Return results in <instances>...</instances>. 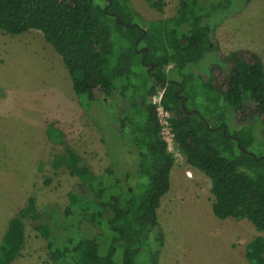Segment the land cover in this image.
<instances>
[{"label":"trees","instance_id":"obj_1","mask_svg":"<svg viewBox=\"0 0 264 264\" xmlns=\"http://www.w3.org/2000/svg\"><path fill=\"white\" fill-rule=\"evenodd\" d=\"M146 1L162 12L163 2ZM202 1L180 0L172 18L144 30L128 0H0V30L11 36L41 33L59 55L86 115L99 110L98 94L102 106L118 94L110 114L114 122L106 123L115 135L107 134L108 143L121 147V138L129 135L121 158L137 175L121 171L118 178L111 168L98 177L74 151L56 156L53 167H66L78 180L77 191L68 193L62 214L29 198L9 221L0 264L20 256L26 221L45 241L51 264H159L164 234L157 209L170 189L175 160L147 101L158 89L175 147L210 181L214 217L245 219L263 233L246 245L245 257L249 264H264V65L251 50L218 49V24H211L210 15L220 6ZM251 1L244 0V6ZM194 67L200 75L188 71ZM188 84L205 95L204 108L193 114ZM184 98L187 110L181 106ZM103 107L107 117L108 106ZM230 117L236 126L229 125ZM253 130L262 139L258 153L249 149ZM54 133L49 126V139Z\"/></svg>","mask_w":264,"mask_h":264},{"label":"rangeland","instance_id":"obj_2","mask_svg":"<svg viewBox=\"0 0 264 264\" xmlns=\"http://www.w3.org/2000/svg\"><path fill=\"white\" fill-rule=\"evenodd\" d=\"M155 1L163 2L162 12L146 0H128L144 30L151 22L172 18L180 0ZM208 1V6H220L210 15L211 24H218V49L223 53L251 50L264 65V0H252L247 6L244 0H203L202 4ZM115 49L117 53V46ZM170 69L171 66L166 71ZM197 70L194 67L188 71L198 75ZM195 80L198 83V77ZM161 91L158 89L155 95ZM186 96L190 109L204 108L205 95L194 91L193 85L186 86ZM97 98L102 102L100 94ZM147 101L151 103V99ZM101 102L99 110L91 113L93 118L85 114L59 55L46 44L41 33L30 30L11 36L0 30V242L9 221L29 198H34L39 208L55 207L56 214H62L68 206L67 195L77 191L78 180L66 167H53L54 158L67 150L77 153L95 176L113 168L118 178L122 177L121 171H127L135 179V168L121 158L122 150L129 146V135H123L121 147L113 141L108 143L107 134L111 131L106 123L111 126L114 122L110 114L119 96L115 93L105 101L107 117ZM121 102L126 104L122 99ZM229 121L231 127L236 126L231 117ZM49 126L55 130L53 139L47 134ZM253 131L254 143L249 149L258 153L262 139ZM114 136L111 134L112 139ZM169 151L175 164L170 173V189L157 209L164 234L159 264H249L246 245L263 233L245 219L214 217L209 179L186 163L175 144ZM45 246L30 221H26L24 248L12 264H51ZM142 260L146 263V259Z\"/></svg>","mask_w":264,"mask_h":264},{"label":"built area","instance_id":"obj_3","mask_svg":"<svg viewBox=\"0 0 264 264\" xmlns=\"http://www.w3.org/2000/svg\"><path fill=\"white\" fill-rule=\"evenodd\" d=\"M162 95H163V91H161L155 96H152L151 104L155 107L156 118L161 127L160 136L162 140L166 143L167 149L169 151L170 146H172L174 142H173V134L171 132V127L169 122L170 113L166 111L161 104Z\"/></svg>","mask_w":264,"mask_h":264},{"label":"water","instance_id":"obj_4","mask_svg":"<svg viewBox=\"0 0 264 264\" xmlns=\"http://www.w3.org/2000/svg\"><path fill=\"white\" fill-rule=\"evenodd\" d=\"M112 15H114V14H112ZM148 73H150V69L148 70ZM179 87H180V89H179V92H181L182 90H183V87L181 86V85H179ZM177 95V94H176ZM186 98H184L183 100H182V102H181V106H182V108L184 109V110H187L186 108H185V103H186ZM191 114H193V113H197V111H195V110H192L191 112H190Z\"/></svg>","mask_w":264,"mask_h":264},{"label":"flooded vegetation","instance_id":"obj_5","mask_svg":"<svg viewBox=\"0 0 264 264\" xmlns=\"http://www.w3.org/2000/svg\"><path fill=\"white\" fill-rule=\"evenodd\" d=\"M152 66V65H151ZM151 66L149 67V69L151 70Z\"/></svg>","mask_w":264,"mask_h":264}]
</instances>
